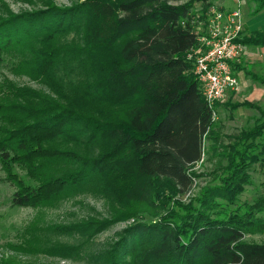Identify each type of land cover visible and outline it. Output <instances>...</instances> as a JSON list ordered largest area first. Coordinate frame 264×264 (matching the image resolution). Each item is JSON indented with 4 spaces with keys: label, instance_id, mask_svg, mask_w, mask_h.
I'll use <instances>...</instances> for the list:
<instances>
[{
    "label": "trees",
    "instance_id": "16d2710c",
    "mask_svg": "<svg viewBox=\"0 0 264 264\" xmlns=\"http://www.w3.org/2000/svg\"><path fill=\"white\" fill-rule=\"evenodd\" d=\"M22 1L28 9L0 15V66L45 88L0 80V163L15 189L11 206L97 193L112 215L50 225L78 243L45 247L72 258L98 233L133 219L108 249L90 254L91 264H264V243L247 238L264 233V193L241 200L253 172L264 173V107L234 104L260 116L221 134L189 58L198 45L195 5L205 10L213 1ZM237 40L264 47V31ZM207 141L210 183L185 201Z\"/></svg>",
    "mask_w": 264,
    "mask_h": 264
},
{
    "label": "rangeland",
    "instance_id": "374dc122",
    "mask_svg": "<svg viewBox=\"0 0 264 264\" xmlns=\"http://www.w3.org/2000/svg\"><path fill=\"white\" fill-rule=\"evenodd\" d=\"M55 1L59 5L70 4V0ZM212 1L227 10H234L239 6L248 27L253 26V29L262 27L264 29V10L256 11V6H258L256 0ZM195 6V12H198L201 9V3H196ZM28 8L29 5L22 0L0 1V15L8 11L18 13ZM234 75L238 77L240 82L243 73L235 71ZM4 77L20 85L45 88L43 84L32 79L26 72L16 73L14 70H10L6 64L0 66V80ZM238 90L231 91L229 94L232 92L236 93ZM243 99L244 95L238 97V99L233 98L235 100L233 103L240 102ZM256 103L264 107V89L262 98ZM216 110L217 118L215 119V123L223 135H231L242 129L252 127L260 116L258 111L247 107L234 109L224 105L218 107ZM209 146L210 142L207 141V154L203 156V163H199L195 170L199 174L195 187L191 194L184 196L183 199L185 201L196 195L202 186L210 183L211 178L206 174H209L213 170L214 165L210 161ZM4 178H6V175L0 163V259H9L20 264H91L89 260L90 254L101 248L108 249L116 241V233L134 221L133 219L121 221L110 226L95 235L91 242L80 251L78 256L75 255L72 258L66 257L65 255H60L58 250L51 252L49 250L50 247H45V244L50 243L54 245L57 241V243L66 245H76L78 243L77 239L61 234V232L55 233L51 229L52 227L48 226H66L91 218L101 221L110 218L112 216L111 207L106 197L97 193H86L66 200L63 199V201L60 200L49 207L14 208L11 206V199L15 189L9 182L4 181ZM253 181L254 184L248 186L246 192L242 195V201L253 202L260 194L264 193V173L258 170L254 171ZM32 225L36 227L34 234L29 229ZM247 238L253 242L264 243V233L248 235ZM45 241L48 242L45 243Z\"/></svg>",
    "mask_w": 264,
    "mask_h": 264
},
{
    "label": "built area",
    "instance_id": "2783aa9c",
    "mask_svg": "<svg viewBox=\"0 0 264 264\" xmlns=\"http://www.w3.org/2000/svg\"><path fill=\"white\" fill-rule=\"evenodd\" d=\"M193 28L198 34V45L191 50L189 58L195 60L194 73L216 119V104L240 86L232 63L238 62L243 53V46L237 40L244 30L242 12L239 6L227 10L214 2L196 12Z\"/></svg>",
    "mask_w": 264,
    "mask_h": 264
},
{
    "label": "crops",
    "instance_id": "0c3cea01",
    "mask_svg": "<svg viewBox=\"0 0 264 264\" xmlns=\"http://www.w3.org/2000/svg\"><path fill=\"white\" fill-rule=\"evenodd\" d=\"M243 16V15H242ZM244 30L243 34L249 36L251 33L257 30H263L262 27L259 29H253L254 27H248L243 17ZM243 46V54L241 59L236 62L239 67L236 72L243 73L242 79L240 80V89L238 92L230 93L225 102L223 101L218 107L227 106L233 108L234 104H238L239 102L233 103V98L238 99V97L244 95L243 100H247L250 102H259L260 98L263 95L264 83L258 81L256 79V75L264 77V47L256 46V45H242ZM247 48H249L247 50ZM252 67V68H250ZM252 69V70H251ZM238 78V77H237ZM236 96V97H235ZM241 100L240 102H242ZM227 101V102H226ZM228 104H230L228 106ZM217 107V108H218ZM236 109V108H234Z\"/></svg>",
    "mask_w": 264,
    "mask_h": 264
}]
</instances>
